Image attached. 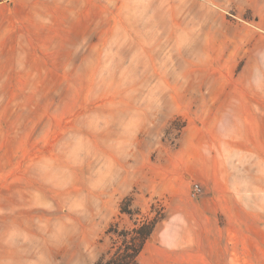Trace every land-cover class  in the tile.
Listing matches in <instances>:
<instances>
[{
	"label": "rangeland",
	"instance_id": "rangeland-1",
	"mask_svg": "<svg viewBox=\"0 0 264 264\" xmlns=\"http://www.w3.org/2000/svg\"><path fill=\"white\" fill-rule=\"evenodd\" d=\"M43 1L0 12V264L142 221L140 264H264V0Z\"/></svg>",
	"mask_w": 264,
	"mask_h": 264
},
{
	"label": "trees",
	"instance_id": "trees-1",
	"mask_svg": "<svg viewBox=\"0 0 264 264\" xmlns=\"http://www.w3.org/2000/svg\"><path fill=\"white\" fill-rule=\"evenodd\" d=\"M8 1V0H0ZM154 229L153 221L134 223L131 229L117 232L120 243L111 247L107 254L101 256L95 264H140L138 255Z\"/></svg>",
	"mask_w": 264,
	"mask_h": 264
},
{
	"label": "crops",
	"instance_id": "crops-1",
	"mask_svg": "<svg viewBox=\"0 0 264 264\" xmlns=\"http://www.w3.org/2000/svg\"><path fill=\"white\" fill-rule=\"evenodd\" d=\"M0 12H47V8L46 2L43 1L42 4V0H39V2H37V0H8L0 2ZM254 125H256L255 122ZM224 175L226 182L222 183L221 187L223 190L228 191L229 177H227V174ZM217 179H219V174Z\"/></svg>",
	"mask_w": 264,
	"mask_h": 264
},
{
	"label": "built area",
	"instance_id": "built-area-1",
	"mask_svg": "<svg viewBox=\"0 0 264 264\" xmlns=\"http://www.w3.org/2000/svg\"><path fill=\"white\" fill-rule=\"evenodd\" d=\"M193 190L195 193L199 192L201 189H200V186L198 184H194L193 186Z\"/></svg>",
	"mask_w": 264,
	"mask_h": 264
}]
</instances>
